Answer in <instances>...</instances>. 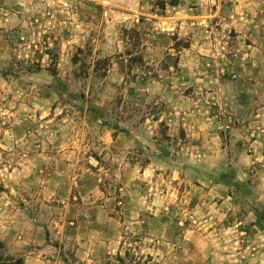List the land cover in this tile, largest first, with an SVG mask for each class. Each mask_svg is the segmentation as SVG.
Listing matches in <instances>:
<instances>
[{
    "label": "rangeland",
    "instance_id": "rangeland-1",
    "mask_svg": "<svg viewBox=\"0 0 264 264\" xmlns=\"http://www.w3.org/2000/svg\"><path fill=\"white\" fill-rule=\"evenodd\" d=\"M17 258L264 264V0H0Z\"/></svg>",
    "mask_w": 264,
    "mask_h": 264
},
{
    "label": "crops",
    "instance_id": "crops-1",
    "mask_svg": "<svg viewBox=\"0 0 264 264\" xmlns=\"http://www.w3.org/2000/svg\"><path fill=\"white\" fill-rule=\"evenodd\" d=\"M95 1H97V2L111 3V2H116V1H119V0H95ZM109 241H112V240L109 239ZM85 243H87V242L85 241L84 243H81V247L83 246L85 248L91 249V247L88 244H85ZM93 245L95 246V248H93V252H92L93 253V256H91L90 253L86 251L85 252V255L86 256L84 258H82L83 260H85V261H92V260H94V258L96 256H101L102 253H105L106 250H104V248L105 247H108L105 242L98 243V244L94 243ZM108 245H110V244H108Z\"/></svg>",
    "mask_w": 264,
    "mask_h": 264
},
{
    "label": "trees",
    "instance_id": "trees-1",
    "mask_svg": "<svg viewBox=\"0 0 264 264\" xmlns=\"http://www.w3.org/2000/svg\"><path fill=\"white\" fill-rule=\"evenodd\" d=\"M161 9H163L161 7ZM2 264H23V259L22 258H17V259H12V260H9V262H3Z\"/></svg>",
    "mask_w": 264,
    "mask_h": 264
}]
</instances>
